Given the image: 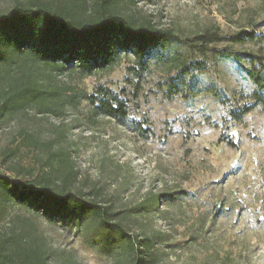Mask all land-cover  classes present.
<instances>
[{"label":"rangeland","instance_id":"374dc122","mask_svg":"<svg viewBox=\"0 0 264 264\" xmlns=\"http://www.w3.org/2000/svg\"><path fill=\"white\" fill-rule=\"evenodd\" d=\"M29 1L0 0V16ZM118 11L178 40L155 50L146 71L133 52L91 73L32 71L58 92L62 111L39 114L29 104L0 117V173L18 180L2 164L4 150H17L11 162L36 179L64 152L77 173L68 192L110 207L114 224L148 240V264H264V108L244 114L257 91L247 71L264 78V0H127ZM207 30L255 39L208 44L202 55L195 40ZM15 68L0 65V88L9 75L21 76ZM118 103L125 117L109 114ZM30 211L12 205L0 227ZM36 220L50 264H135L118 237L97 232L89 217L65 223L40 213Z\"/></svg>","mask_w":264,"mask_h":264},{"label":"trees","instance_id":"16d2710c","mask_svg":"<svg viewBox=\"0 0 264 264\" xmlns=\"http://www.w3.org/2000/svg\"><path fill=\"white\" fill-rule=\"evenodd\" d=\"M125 1L91 0L89 6L86 0L78 5L61 0H30L0 16V65L14 63V73L21 75L5 78L6 85L0 88V117L11 119L29 104H35L39 114L62 111L58 92L51 90L39 74H33L34 70L49 68L62 73L67 66L70 69L74 66L91 73L113 66L120 52H133L135 62L146 71L147 61L155 50L178 40L171 30L158 28L151 21L140 22L123 16L118 6ZM254 39L249 32L221 38L217 31L207 30L196 38L195 47L206 55L208 44L222 41L243 44ZM247 72L257 91L253 94L255 104L247 106L244 114L255 105L264 108V78L253 70ZM112 110L110 115H127L122 103ZM25 141L36 142L33 136H28ZM16 151L3 152V166L8 165L7 169L15 172L18 180L0 173V223L9 215L12 205L32 209V212L15 215L7 226L0 227V264H50L51 248L36 220L40 213L50 220L59 219L65 223H76L82 216L89 217L97 224V232L118 237L135 264L151 262L144 252L148 240L140 242L114 224L115 214L110 207L93 199L86 200L82 194L68 192L77 178L68 155L64 152L54 154L47 161L51 172L36 179L32 170L11 162ZM56 164L58 167L54 168Z\"/></svg>","mask_w":264,"mask_h":264}]
</instances>
